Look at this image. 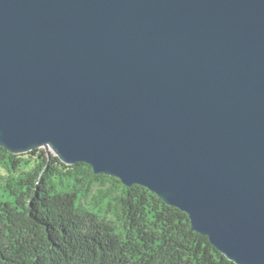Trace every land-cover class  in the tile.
Segmentation results:
<instances>
[{
  "label": "water",
  "instance_id": "1",
  "mask_svg": "<svg viewBox=\"0 0 264 264\" xmlns=\"http://www.w3.org/2000/svg\"><path fill=\"white\" fill-rule=\"evenodd\" d=\"M0 147L144 186L264 264V0H0Z\"/></svg>",
  "mask_w": 264,
  "mask_h": 264
},
{
  "label": "trees",
  "instance_id": "2",
  "mask_svg": "<svg viewBox=\"0 0 264 264\" xmlns=\"http://www.w3.org/2000/svg\"><path fill=\"white\" fill-rule=\"evenodd\" d=\"M188 218L86 163L0 147V264H235Z\"/></svg>",
  "mask_w": 264,
  "mask_h": 264
},
{
  "label": "rangeland",
  "instance_id": "3",
  "mask_svg": "<svg viewBox=\"0 0 264 264\" xmlns=\"http://www.w3.org/2000/svg\"><path fill=\"white\" fill-rule=\"evenodd\" d=\"M41 149H44V150H46V151H47V149H45L44 147H42ZM1 173H2V171H1Z\"/></svg>",
  "mask_w": 264,
  "mask_h": 264
}]
</instances>
